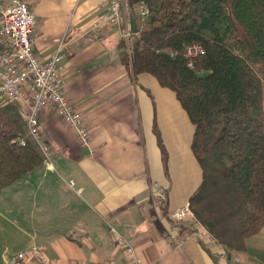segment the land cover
I'll return each mask as SVG.
<instances>
[{"label":"crops","instance_id":"obj_1","mask_svg":"<svg viewBox=\"0 0 264 264\" xmlns=\"http://www.w3.org/2000/svg\"><path fill=\"white\" fill-rule=\"evenodd\" d=\"M11 2L0 0V17ZM34 2L35 49L47 58L64 42L66 95L83 113L91 140L84 146L53 108L42 113L54 169L38 167L0 193V225L24 243L17 251L43 245L55 264H128L115 227L142 264H224L215 242L187 237V222L171 217L203 180L190 116L156 77L130 74L120 56L121 28L92 37L91 23L110 0ZM137 15L126 13L132 31ZM30 200L37 209H28ZM11 247L0 249V263L17 252ZM232 251L239 264H264V226L245 239L244 250Z\"/></svg>","mask_w":264,"mask_h":264},{"label":"trees","instance_id":"obj_2","mask_svg":"<svg viewBox=\"0 0 264 264\" xmlns=\"http://www.w3.org/2000/svg\"><path fill=\"white\" fill-rule=\"evenodd\" d=\"M128 3L150 13L136 16L129 42L121 39L122 63L176 93L203 170L190 205L219 243L244 250L264 226V0ZM195 42L202 52L188 56ZM43 165L19 104H0V193Z\"/></svg>","mask_w":264,"mask_h":264},{"label":"built area","instance_id":"obj_3","mask_svg":"<svg viewBox=\"0 0 264 264\" xmlns=\"http://www.w3.org/2000/svg\"><path fill=\"white\" fill-rule=\"evenodd\" d=\"M129 8L128 0H110L107 12L91 23L92 37L98 38L104 28L117 27L121 28L122 37L129 42L133 34L130 22L126 19ZM136 10L141 17L150 13L148 6L143 3ZM36 23L37 18L25 0H12L10 7L0 17V104L5 101L19 104L29 132L44 154V165L54 169L52 149L43 140L42 113L53 108L65 122L76 129L86 147L90 145L91 132L83 113L66 95L61 67L64 42L50 56L42 58L35 49ZM185 52L188 56H195L202 52V46L198 42L192 43L186 47ZM189 65L192 66V62ZM71 182L74 183L73 180ZM160 194L164 197L163 192ZM171 217L177 222H187V237L202 239L208 236L215 242L217 250L214 255L220 262L239 264V255L217 241L196 217L190 203L174 210ZM111 230L119 246L126 252L128 264H142L134 244L115 227H111ZM0 264L55 263L49 258L43 245H32L17 251Z\"/></svg>","mask_w":264,"mask_h":264},{"label":"rangeland","instance_id":"obj_4","mask_svg":"<svg viewBox=\"0 0 264 264\" xmlns=\"http://www.w3.org/2000/svg\"><path fill=\"white\" fill-rule=\"evenodd\" d=\"M3 1L5 2V1H9V0H2V2ZM25 1L28 3L30 10L32 12H34V10H33L34 3H35L34 0H25ZM38 22H39V20L37 21V23ZM37 23H36V29L40 25V23H38V24ZM30 202H31V204H30V206L28 208L29 210H31V209L33 210V209H37L38 208L36 206V204H34V202H36V201H31L30 200ZM2 225L6 226V229H7L8 232L0 229V249L2 250L6 245H8V246H12L11 248L14 251H17V249L19 248V246L23 245L24 243L22 244V242L19 241V240L18 241H14V239L11 236V233H10V230L8 228V225L6 223H4V222H1V225L0 226H2ZM22 226H24V224H22ZM13 230H14V228H13Z\"/></svg>","mask_w":264,"mask_h":264},{"label":"water","instance_id":"obj_5","mask_svg":"<svg viewBox=\"0 0 264 264\" xmlns=\"http://www.w3.org/2000/svg\"><path fill=\"white\" fill-rule=\"evenodd\" d=\"M133 31L134 32H137V27H133Z\"/></svg>","mask_w":264,"mask_h":264}]
</instances>
